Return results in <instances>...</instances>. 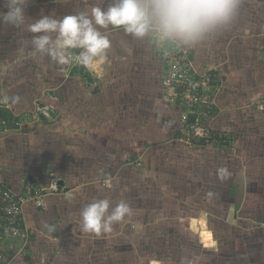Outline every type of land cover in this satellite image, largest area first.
Masks as SVG:
<instances>
[{
	"label": "crops",
	"instance_id": "0c3cea01",
	"mask_svg": "<svg viewBox=\"0 0 264 264\" xmlns=\"http://www.w3.org/2000/svg\"><path fill=\"white\" fill-rule=\"evenodd\" d=\"M110 2L28 0L25 25L0 22L1 181L17 194L50 175L64 186L43 208L23 205L29 237L11 264H264V0H242L228 28L188 48L193 68L216 82L210 126L227 142L202 147L179 138L165 109L160 50L174 44L101 29L112 42L102 70L33 51V20ZM40 103L52 119L16 125ZM103 198L131 214L108 233L81 231L82 209Z\"/></svg>",
	"mask_w": 264,
	"mask_h": 264
},
{
	"label": "clouds",
	"instance_id": "9594fccd",
	"mask_svg": "<svg viewBox=\"0 0 264 264\" xmlns=\"http://www.w3.org/2000/svg\"><path fill=\"white\" fill-rule=\"evenodd\" d=\"M242 0H111L107 6L68 14L62 18L42 15L27 24L31 47L60 65L102 70L112 46L101 29L123 30L135 39H154L161 44L192 48L236 19ZM28 0H5L7 11L0 22L19 28L26 23ZM121 201L115 206L107 198L94 199L80 213V229L100 235L131 214ZM42 256L40 264H45Z\"/></svg>",
	"mask_w": 264,
	"mask_h": 264
},
{
	"label": "built area",
	"instance_id": "2783aa9c",
	"mask_svg": "<svg viewBox=\"0 0 264 264\" xmlns=\"http://www.w3.org/2000/svg\"><path fill=\"white\" fill-rule=\"evenodd\" d=\"M163 51L162 56L166 62L162 76L164 101L180 111L179 138L193 147L214 144L216 140L211 136L213 129L210 121L215 112L216 82L211 71L198 73L193 68L186 47L175 45L172 51ZM90 84L95 86L97 83ZM257 108L264 113V97L258 102ZM53 111L50 105H37L32 113L22 114L16 125H21L27 120H50ZM204 122H207L206 126L203 125ZM63 190L64 186L56 175H50L45 185L35 186L22 194L5 187L0 178V264H11L15 254L27 244L29 231L24 225L23 205L32 204L43 208L47 193L57 194ZM13 241L20 243L18 248Z\"/></svg>",
	"mask_w": 264,
	"mask_h": 264
},
{
	"label": "trees",
	"instance_id": "16d2710c",
	"mask_svg": "<svg viewBox=\"0 0 264 264\" xmlns=\"http://www.w3.org/2000/svg\"><path fill=\"white\" fill-rule=\"evenodd\" d=\"M87 79L90 80L89 78H87ZM92 91L96 92L97 90L93 89ZM40 104H44V103H40ZM40 104H38V105H40ZM167 109L169 110L168 113H169V116L171 118L175 117V118L179 119L180 111H179V109L177 107L168 106L167 105ZM5 118H6V115L4 113L0 112V120H4ZM176 132H177V129H176ZM176 134L177 133H175L174 136H176ZM219 134H220V132H218L216 130H213L211 132V136H212V138H214L217 141V144L222 145L224 143H227L226 141L225 142L223 141V138L220 139L221 137H220ZM235 187H236L237 197H239L242 194L241 192H242V189H243V175H242V173H239V175H237V177H236V186Z\"/></svg>",
	"mask_w": 264,
	"mask_h": 264
},
{
	"label": "rangeland",
	"instance_id": "374dc122",
	"mask_svg": "<svg viewBox=\"0 0 264 264\" xmlns=\"http://www.w3.org/2000/svg\"><path fill=\"white\" fill-rule=\"evenodd\" d=\"M174 49V47H172L171 49H169L170 51H172ZM164 50H167V48H164ZM160 52L161 53H163L164 54V51H163V49H161L160 50ZM163 59H165V57L163 56ZM165 69H166V62L164 63V71H165ZM162 76H163V74H162ZM162 76H161V78H162ZM94 81L93 82H96L97 84L95 85V86H97L98 85V83H99V81L101 80L100 79V76L99 75H97V74H95L94 75ZM92 82V83H93ZM95 86H93V85H91L90 84V87L93 89ZM160 105H161V103L160 102H158ZM160 107V106H159ZM163 106L159 109L161 112H163ZM166 110H167V112H169V110L167 109V108H165ZM179 120V119H178ZM179 122H180V120H179ZM180 125V124H179ZM179 127V126H178ZM139 164L137 163V165L136 166H138Z\"/></svg>",
	"mask_w": 264,
	"mask_h": 264
}]
</instances>
